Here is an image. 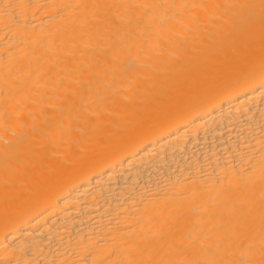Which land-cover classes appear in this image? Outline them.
<instances>
[{
	"label": "bare ground",
	"instance_id": "1",
	"mask_svg": "<svg viewBox=\"0 0 264 264\" xmlns=\"http://www.w3.org/2000/svg\"><path fill=\"white\" fill-rule=\"evenodd\" d=\"M0 264H264V0H0Z\"/></svg>",
	"mask_w": 264,
	"mask_h": 264
}]
</instances>
